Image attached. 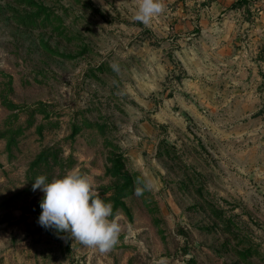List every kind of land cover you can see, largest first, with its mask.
Instances as JSON below:
<instances>
[{
  "label": "rangeland",
  "instance_id": "374dc122",
  "mask_svg": "<svg viewBox=\"0 0 264 264\" xmlns=\"http://www.w3.org/2000/svg\"><path fill=\"white\" fill-rule=\"evenodd\" d=\"M163 3L0 0V264H264V0ZM72 170L107 253L37 223Z\"/></svg>",
  "mask_w": 264,
  "mask_h": 264
},
{
  "label": "clouds",
  "instance_id": "9594fccd",
  "mask_svg": "<svg viewBox=\"0 0 264 264\" xmlns=\"http://www.w3.org/2000/svg\"><path fill=\"white\" fill-rule=\"evenodd\" d=\"M164 12L163 0H137L133 19L148 25ZM136 183L139 184V180ZM37 189L44 194L37 221L41 227L67 233L86 247L98 248L101 253L117 245L121 227L114 219H109L113 215V205L99 198L86 176L72 170L63 178L47 182V177L40 175L32 185L33 192ZM151 189V182H146L143 187L134 188V195L140 197ZM156 264H165V261L162 259Z\"/></svg>",
  "mask_w": 264,
  "mask_h": 264
},
{
  "label": "trees",
  "instance_id": "16d2710c",
  "mask_svg": "<svg viewBox=\"0 0 264 264\" xmlns=\"http://www.w3.org/2000/svg\"><path fill=\"white\" fill-rule=\"evenodd\" d=\"M250 0H235L232 4H231V8H241L246 4H249ZM20 23L24 24V25H31V23H33L34 25V20L33 17L30 15H26L24 18H22L21 20H19Z\"/></svg>",
  "mask_w": 264,
  "mask_h": 264
},
{
  "label": "crops",
  "instance_id": "0c3cea01",
  "mask_svg": "<svg viewBox=\"0 0 264 264\" xmlns=\"http://www.w3.org/2000/svg\"><path fill=\"white\" fill-rule=\"evenodd\" d=\"M234 1H235V0H232V3H233ZM232 3H231V4H232ZM263 29H264V28H263ZM263 29H262V30H263Z\"/></svg>",
  "mask_w": 264,
  "mask_h": 264
}]
</instances>
